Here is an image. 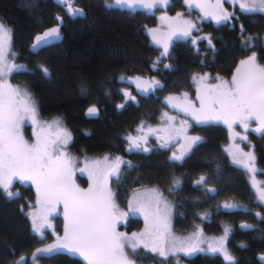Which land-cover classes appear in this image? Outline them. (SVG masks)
<instances>
[{"label":"trees","instance_id":"obj_1","mask_svg":"<svg viewBox=\"0 0 264 264\" xmlns=\"http://www.w3.org/2000/svg\"><path fill=\"white\" fill-rule=\"evenodd\" d=\"M224 6L235 12L233 28L229 24L217 26L212 21L201 28V37L211 36L214 50L211 47L207 54L199 52L206 49V39L195 45L191 41L177 43L167 58L172 67L164 68L167 63L163 60L158 70L152 64L160 56V49L148 36L146 23L152 18L143 10L111 6L108 0H74L73 7L83 8L85 15L72 17L59 0H0V19L11 29L17 54L15 63L26 66L14 73V79L32 92L43 116L62 118L73 134L74 151L83 155L113 152L131 161V167L122 164V178L116 184L123 201L131 189L143 183L169 192L172 177L181 180L179 188L169 192L176 212L175 226L182 233L196 231L194 243L204 249L190 256L183 253L189 264H229L220 252L207 251V246L201 248L202 244L208 245L207 239L216 242L215 238L222 237L226 227L233 233L224 246L236 258V264H264V225L259 231L241 227L253 222V215L240 211L246 208V179L243 172L236 174L230 164L223 147V130L207 127L202 133L203 141L183 161L170 160L174 151L156 147L157 138L147 140L146 147L151 149L148 152L129 151L125 139L142 122L157 123L161 128L165 112L179 116L168 109L164 98L180 95L187 89L193 91L194 75L229 73L235 61L244 55L241 24L246 29L243 36L259 37L252 49L264 60V14L244 13L229 0H224ZM57 17L63 18L60 35L33 49L37 36L57 26ZM39 65L47 67L50 75H45ZM122 75L155 77L165 87L149 93L138 104L131 101L120 109L117 105L123 104L122 90L129 85L120 81ZM81 84L88 86L86 95L80 93ZM93 104L100 111L89 116L87 109ZM188 125L192 131L197 130L190 122ZM201 175L215 192L205 191L203 185L195 183ZM11 190L19 192L20 197L8 198L0 189V264H15L23 256L26 259L22 264H87L83 257L63 252L31 257L42 241L33 231L28 215L39 208L37 192L34 184L17 180ZM226 202L240 207L225 208ZM130 219L136 229L143 226L140 217ZM140 253V257L154 262L164 260L157 254Z\"/></svg>","mask_w":264,"mask_h":264},{"label":"snow or ice","instance_id":"obj_2","mask_svg":"<svg viewBox=\"0 0 264 264\" xmlns=\"http://www.w3.org/2000/svg\"><path fill=\"white\" fill-rule=\"evenodd\" d=\"M61 5L72 17L84 16L83 8L73 7L74 0H59ZM118 4H127L129 7L137 6L154 10L157 7H167L169 0H116ZM232 5L238 3L239 9L244 13L264 14V0H229ZM224 0H184L185 6H195L201 12L199 20L211 19L216 25L231 23L237 19L235 12H229L223 7ZM183 13L177 12L175 17L163 15L159 17L162 25L167 29L160 32L158 29L148 30L152 42L163 48L160 56L152 64L154 70L157 65L168 58V50L172 37L176 39L191 38L194 31H200L197 23L192 20L183 19ZM59 23L56 27L44 32L43 36H37L32 48H37L49 37L60 35V26L63 18L57 17ZM242 43L244 50L255 46L254 42L258 36H243L246 31L244 25H240ZM206 39L208 45L213 48L211 36L198 37ZM193 45L196 40H192ZM12 32L3 21H0V189L8 198H19V192H13L11 186L13 180L19 179L22 182L31 181L36 186L37 204L39 209L31 211L28 215L32 219L33 230L44 236L45 227L50 226L48 217L58 205L63 204V215L65 219L64 235L57 236L53 244L36 249L37 253L51 256L60 254L66 250L68 253L79 254L87 264H136L134 257H139L141 251L157 254L162 259L171 255L185 253L192 255L198 249V245L190 239L181 240L171 232L172 206L165 199L158 188H150L144 192L133 193L132 198L127 200V212L121 211L116 203L117 194L110 187V178L119 181L122 164L131 167V161H125L116 156L110 158L104 155L101 159H93L91 163L85 160L89 170V177L92 183L85 189L79 188L73 180V159L64 149L72 140L71 132L63 126L62 118L56 117L51 122L40 121L38 103L32 92L26 88L13 86L10 77L15 72L26 68L23 64L15 63L17 54L12 51ZM11 57V59H10ZM45 75H50L47 67L39 65ZM171 64H164V68H171ZM217 83H208L207 76L192 77L198 85L196 95L199 106L188 99V94L169 95L165 102L180 113L190 116L198 123L209 121H222L231 130L234 124H239L245 131L249 123L255 121L257 127L254 132L264 133V63H260L256 52H252L245 59H241L235 68L230 80L222 79L219 76L213 77ZM121 82H128L135 85L138 94H148L156 90H162L165 85L155 78H144L143 76L129 77L122 75ZM87 84H81L80 93H88ZM126 101L135 103L136 96L127 90H122ZM124 104L117 105V108H124ZM100 109L91 105L87 109V115L95 116ZM162 119L167 127L160 131L163 136L157 137L161 143L159 147L166 148L176 137H181L184 144L179 154L172 153L169 158L172 161H183L198 143L199 136L187 135L186 122L181 120L176 127V117L169 116L165 112ZM25 121H30L33 127L32 138L28 139L23 133ZM141 126L138 131H142ZM155 131V130H151ZM233 133V136H238ZM128 141V150H143L148 152L151 149L146 147L145 136L125 137ZM247 140V136L242 137ZM234 162L242 163L244 168L255 175L256 156L254 152H242L239 148L230 151ZM237 155L244 157L237 160ZM219 168V166H217ZM197 185H204V190L215 192V188L207 187V179L201 175ZM256 187L255 180L252 181ZM181 180L172 177V185L168 189L172 192L178 189ZM256 195L259 201L264 202V187H256ZM29 207H33L29 204ZM225 208H238L235 203H225ZM24 206L21 205V211ZM142 213L144 216V229L133 232L130 236L127 233L119 232L117 225L129 214ZM255 215L261 219V213ZM242 228L252 229L254 225L242 224ZM229 229L225 228V234ZM242 247L244 245H241ZM207 251L212 253L220 252L225 261L229 264H236V258L224 246V238H221L219 247L210 246ZM24 258L16 261L15 264H22ZM261 259H264L262 254Z\"/></svg>","mask_w":264,"mask_h":264},{"label":"flooded vegetation","instance_id":"obj_3","mask_svg":"<svg viewBox=\"0 0 264 264\" xmlns=\"http://www.w3.org/2000/svg\"><path fill=\"white\" fill-rule=\"evenodd\" d=\"M108 2H110V1H108ZM109 5H111V4H109ZM111 6L119 7L114 3ZM120 8L128 9L131 11L143 10L146 13H148L150 15V18H152V19L149 20L150 23H146L147 33H148V30H150V29H158L160 32L167 31V29L162 25L161 21L159 20V17H161L163 15H167L169 17H175L177 12H181L184 14L182 17L183 19L195 21L197 23V27L200 29V31H198V32L194 31L191 34V38L176 39L175 37H172L170 45H169L168 56L170 55V52L173 50L174 45L177 43H181V42L187 43L188 41L192 42V40H196V43L199 44V42L203 41L204 39H202V40L197 39L198 37H201V28L205 24L212 21L211 19H205L201 22L199 20V17L201 16V12L199 11V9L196 8L195 6H193L191 8L185 6L184 0H169V4L167 7H157L154 10H148V9H145L143 7H140V6L135 7V9L130 8L128 6L120 7ZM224 8L229 12H234L233 10H231V9L229 10L228 8H226V6H224ZM212 22H214V21H212ZM225 24H229L231 26V28H233L236 25V24H234V20L231 23H225ZM221 25H224V24H221ZM217 26H220V25H217ZM148 36L151 38V36L149 34H148ZM151 41H152V38H151ZM205 44H206L205 45L206 49L205 50H202V49L199 50V52L202 54H207L208 53L207 49L211 48L208 45L207 40L205 41ZM192 45H193V43H192ZM212 45H214L213 42H212ZM157 48L160 49V54H161V52L163 51V48L160 46H157ZM243 51H244V55L239 57L235 61V63L232 65V69L229 73H226V74L217 73L215 75L206 74L204 76L208 77L207 82L211 83V84L217 83V81L215 79H212L213 77H216V76H219L225 80H230L233 72L235 71V68L237 67V65L239 63V61L241 59H245L248 55H251V53L254 52L252 47L249 48L248 50H244V46H243ZM258 59H259L260 63H264V60L263 61L260 60L259 55H258ZM163 60H164V63L169 64V60L167 58L163 59ZM159 65L160 64H158L157 66H159ZM128 84L129 85L126 88H124V90H127L132 95L136 96V99H137V101H139V103L142 102L144 97L148 96L149 93L146 95L138 94L135 85L132 83H128ZM190 84H191V82H190ZM192 87H193V91H190L189 89H187L183 93L189 92V94L193 95L194 96L193 102H195L197 104V107H198L199 104H198L197 95H196V89H197L198 85L195 84L193 82V80H192ZM183 93H182V95H183ZM182 95H179V96H182ZM129 102H131V101L130 100L126 101V97L124 96L122 103L125 105V104H128ZM167 106H168V109H170L171 111L176 110V109H173L168 104H167ZM176 112H178V114H180L183 117V119L188 121L187 122L184 120L186 122L187 127L190 128V130L192 129L188 125L190 122L192 124V127L198 130V131L196 130L198 134H202L204 132V130L207 129V127H218L221 130H223V132H224L223 147L227 146V149L229 151L234 152V151H236V148H239L240 150H242V152H250V151L254 152V154L257 158L256 159V165H255L257 168V172L255 173L254 176L251 175L244 168L242 163L234 162L232 159L233 164H231L230 159H229V161H230V164L235 167L236 171H240V172L244 173L245 179H246V186H247V191H246L247 202L245 204L246 208H241L242 210L240 209V211L249 212L253 215V222L252 221L247 222L251 225H254V228H252V230H254V229L258 230V231L261 230L262 226L264 225V219L257 217L255 215V213L259 212V213H261V216L264 217V202L259 201L257 198V195H256V187H264V133L258 134V133L253 131V129H255L257 127V123L255 121H251L249 123V127H248L247 131H245L243 129V127L241 125H239L238 123L234 124L232 129L230 130L228 128V126L226 124H224L222 121L213 120V121H209L207 123H198L197 121H195L190 116H186V115L180 113L178 110H176ZM168 115L171 116L172 114L168 112ZM153 130H155V129H153ZM233 133H238L239 135L234 137ZM163 135H164V133L159 131V130H155V131L150 130V131L146 132L147 140H149L152 137L157 138V137L163 136ZM244 136H247L248 139L243 140L242 137H244ZM176 143L177 142H175L174 144H176ZM146 145H147V143H146ZM169 147L170 146H168L166 148H169ZM243 159H244L243 156L237 155L238 161L243 160ZM253 180H255V182H256V187H253V183H252ZM231 210H233V209H231ZM230 233L232 234L233 232H228L227 235H225L224 244H226L227 239L231 238ZM221 238L222 237L220 236L217 239L219 241H221ZM261 261L264 263V259H261Z\"/></svg>","mask_w":264,"mask_h":264},{"label":"rangeland","instance_id":"obj_4","mask_svg":"<svg viewBox=\"0 0 264 264\" xmlns=\"http://www.w3.org/2000/svg\"><path fill=\"white\" fill-rule=\"evenodd\" d=\"M108 1H110L108 3L111 4V5H113V3H114V4H116L119 7L128 6L127 4H118L116 2V0H108ZM236 5L239 7L238 3ZM130 8H132V7H130ZM133 9H135V8H133ZM0 21H2V20L0 19ZM6 26L8 27V25H6ZM12 51L15 52V49L13 48V44H12ZM10 59H11V57H10ZM14 78L15 77H14V73H13V75L10 77V82H11V84L13 86H18L20 88L28 89L26 86H24V84L23 85L21 84L22 82L16 81ZM187 94H188V99L193 101L194 100V96L189 94V92H187ZM180 95H182V94H180ZM174 111H176V110H174ZM175 117H176V121H177L175 126L176 127H180V124L178 122L183 120V118L181 117V115L175 116ZM54 118H56V117H45L39 112V119L42 122L43 121L51 122ZM141 124H139L140 127L138 126L134 133L131 132L128 135L142 136V134H146L147 131H150V130H153V129L160 131L162 128L167 127V123L165 121L162 124H160L161 128L159 127V125L157 123L156 124H152V123H149V122H142ZM63 126L66 127L68 129V131H70V129L65 125L64 122H63ZM141 126H142L143 130H145V132H143V133H141V131L138 132V129H140ZM32 132H33V127L31 125V122L30 121H25L24 126H23V133H24L25 137L28 138V139H31L32 138ZM71 135H72V140L69 142L68 146L64 150L66 152H68L70 154V156L72 157V159H73V180H74L75 184L79 188L86 190L89 187V185L92 183V180L89 177V170L86 167L85 160L87 159L88 163H91V161L93 159H101L106 154L109 155L110 158H114L117 155L115 153H113V152H102V153H97V154H95V153L91 154L90 153V154H84V155L83 154H79L77 151H74V149L71 147V143L74 140L72 132H71ZM128 135H126V136H128ZM187 135H189V136H199V137L202 138L201 141H203V139H204L202 134H197L196 131H192V130H190V128L187 129ZM144 136L146 137V135H144ZM157 140H158V142H157L158 145L156 147H158L160 145V143H161V141L159 139H157ZM150 142L153 145L154 142H152V141H150ZM175 142H177V143L174 144ZM183 144H184V140L181 139V137H176L175 139H173V141L168 146H170L169 148L171 150H173L174 152L179 154L181 146ZM224 149H225V151H226V153H227V155L229 157L228 159H230L231 164H233L232 157L230 155V151L227 149V146H224ZM121 166H120V169H121ZM122 171L123 170H121L120 178H122ZM236 174H238V171H236ZM15 180L20 181L19 179H15ZM15 180H13V181H15ZM20 182H22V181H20ZM27 182L33 184L31 181H27ZM109 184H110V187L112 188V190L117 194L116 203L119 205L121 211H124V212L128 211V209H127V200L132 198L133 193H135L137 191L144 192L145 190L153 188V187L158 188L159 191H161L163 193L165 199L172 206L171 232L173 233V235H175L176 237L180 238L181 240L190 239V240H192L194 242V239L197 237V235L195 234L196 231H190V232L182 233L181 230H179L175 226L176 212H175V207H174L173 201H172V199H171V197L169 195V192H163L159 186H156L154 184L143 183V184L131 189L129 191V195L127 197V200L123 201L122 198L120 197V195L117 193V190H116L117 189L116 188L117 180L115 178H111V181L109 182ZM35 189H36V186H35ZM38 209H35V210H38ZM131 216L140 217L143 220V226H142L143 228L141 227V228L136 229V227L132 224V219H130ZM30 220L32 221L31 217H30ZM48 223H49L50 226L45 227L44 236L43 237H41L39 233H37V232H35L33 230L42 239L41 244L39 245L38 248H43V247H45V246H47L49 244H53L56 241L57 236L63 237L65 219H64V215H63V204L62 203L60 205H58L57 208L54 211L51 212V214L48 217ZM144 226H145L144 216H143L142 213L129 214L121 223H119L117 225V230L119 232L127 233L130 236L133 232H135V233L141 232L144 229ZM32 229H33V227H32ZM224 237H225V234L222 235V238H224ZM207 240L209 241V242H207L208 245L202 244L201 248L202 247L206 248V246L207 247H210V246L217 247L218 246L217 244L221 243V242L218 243L219 241L216 238H215L216 242H214V239H212V240L207 239ZM198 249H200L199 245H198ZM62 252L63 253H68L66 250H64ZM37 254L45 255V254H42V253H37L35 251L34 253L31 254V257H35ZM68 254H70L71 256L82 257L79 254H72V253H68ZM140 254H142V253H140ZM21 258H24L23 261L26 259V257H24V256L21 257ZM21 258L18 259V261H20ZM134 259L136 260V264H174V263L175 264H189L190 263L189 261H187L184 258L183 253H178V254H175V255H171L167 259H164V260L159 261V262H154L152 259H148V258H144V257H140V256L139 257H134ZM166 260H167V262H166Z\"/></svg>","mask_w":264,"mask_h":264},{"label":"water","instance_id":"obj_5","mask_svg":"<svg viewBox=\"0 0 264 264\" xmlns=\"http://www.w3.org/2000/svg\"><path fill=\"white\" fill-rule=\"evenodd\" d=\"M40 36H43V34H41ZM55 39H56V37L54 38V36L53 37H49V38H47L46 41H43V43L47 44V43L53 42Z\"/></svg>","mask_w":264,"mask_h":264},{"label":"bare ground","instance_id":"obj_6","mask_svg":"<svg viewBox=\"0 0 264 264\" xmlns=\"http://www.w3.org/2000/svg\"><path fill=\"white\" fill-rule=\"evenodd\" d=\"M44 49V48H43ZM29 64V63H28ZM158 74V73H157ZM146 119V118H145ZM138 121V120H137ZM166 263V262H165Z\"/></svg>","mask_w":264,"mask_h":264}]
</instances>
